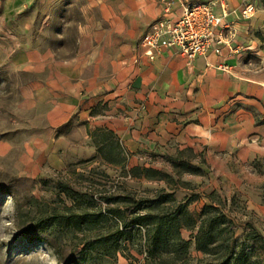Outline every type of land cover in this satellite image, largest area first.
I'll return each mask as SVG.
<instances>
[{
  "label": "rangeland",
  "instance_id": "obj_1",
  "mask_svg": "<svg viewBox=\"0 0 264 264\" xmlns=\"http://www.w3.org/2000/svg\"><path fill=\"white\" fill-rule=\"evenodd\" d=\"M99 1L35 0L10 21L0 2V264H264V185H216L165 159L199 155L131 152L107 128L111 108L97 99L130 86L128 57L153 21ZM25 46L33 62L19 64ZM144 215L164 219L156 249L153 221L134 224Z\"/></svg>",
  "mask_w": 264,
  "mask_h": 264
},
{
  "label": "crops",
  "instance_id": "obj_2",
  "mask_svg": "<svg viewBox=\"0 0 264 264\" xmlns=\"http://www.w3.org/2000/svg\"><path fill=\"white\" fill-rule=\"evenodd\" d=\"M113 1L134 11L133 20L146 22L166 15L169 0H162V7L158 0ZM172 1L166 17L176 19L181 13L180 0ZM190 1H215L217 15L222 14L219 2L226 4L225 21L235 29L230 47H223L218 55L208 51L192 60L166 49L150 62L136 46L127 60L130 86L97 99V104L108 103L111 108L109 123L100 121L97 126L105 124L131 152L144 149L199 155L200 160L192 165L205 171L216 185H264V10L257 9L251 19L241 21L239 11L244 5L230 0ZM0 2L1 21H10L35 0ZM99 2L103 9L114 5H108L110 0ZM24 49L16 62L32 63L33 57L28 60L26 52L32 49ZM221 66L229 70L223 71ZM255 211L264 217V206Z\"/></svg>",
  "mask_w": 264,
  "mask_h": 264
},
{
  "label": "built area",
  "instance_id": "obj_3",
  "mask_svg": "<svg viewBox=\"0 0 264 264\" xmlns=\"http://www.w3.org/2000/svg\"><path fill=\"white\" fill-rule=\"evenodd\" d=\"M214 2L180 0V16L170 19L166 15L170 13L174 1H167L164 8L166 15L154 20L141 37L139 47L143 55L149 61H154L161 51L171 49L181 57L192 60L208 51L218 55L223 47H230L235 29L232 23L225 21L227 6L219 2L222 15H217ZM254 11L251 4H245L239 11L238 19L249 20ZM220 68L229 70L227 66Z\"/></svg>",
  "mask_w": 264,
  "mask_h": 264
},
{
  "label": "trees",
  "instance_id": "obj_4",
  "mask_svg": "<svg viewBox=\"0 0 264 264\" xmlns=\"http://www.w3.org/2000/svg\"><path fill=\"white\" fill-rule=\"evenodd\" d=\"M262 7L264 8V0H260ZM109 136H113L112 133L109 132ZM166 161L171 163L173 166L175 167H182L185 166L188 170L191 171H198L201 170L200 168H198L195 165H192L191 163H185L182 160H179L177 157H172V156H166L165 157ZM207 208V207H204ZM84 219L83 222H91V220H94L93 217H84L82 218ZM217 217H211V218H207L205 219V221L202 223L201 227L199 228L197 234L195 235V245L196 248L199 250H204L205 247L207 246L206 244H209L211 242L210 239V232L211 230L217 225ZM98 221V219H97ZM152 229H151V236L149 235L150 232L146 235L147 240H151L152 243L151 246H153L156 249V240L158 238L159 234H163V236L166 234L165 231H162V223H164V219L163 217L160 216H156V215H144V216H140L139 218H137L135 220L134 224H149L150 222H152ZM119 234L122 235V231H119ZM149 236V237H148ZM207 237L208 239L203 242V238ZM254 238L256 239H260L262 240V237H260V235H255ZM233 254L231 253L230 258L232 257ZM236 256V255H235Z\"/></svg>",
  "mask_w": 264,
  "mask_h": 264
}]
</instances>
